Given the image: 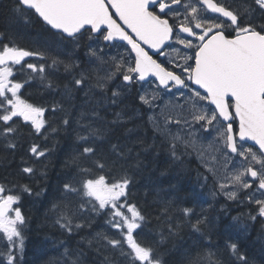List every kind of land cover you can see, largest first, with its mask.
Instances as JSON below:
<instances>
[{"label":"snow or ice","instance_id":"6c2138e0","mask_svg":"<svg viewBox=\"0 0 264 264\" xmlns=\"http://www.w3.org/2000/svg\"><path fill=\"white\" fill-rule=\"evenodd\" d=\"M13 11L26 23L31 21L33 15L38 17L49 31L55 30L53 34L59 36L61 41L77 48L85 34L89 41L95 40L97 44L102 41L105 46H118L114 42H124L130 48L129 58L110 57L112 69L103 76H95L96 88L104 90L107 81L120 74L123 87L155 77L158 84L154 88L165 89L169 93L175 88L182 97L185 96L182 90L186 89L191 94L187 96V100L191 101L190 109L178 105L179 118L166 117L164 128H160L152 116L149 121L153 122L157 131L171 136L173 157H176L178 143L197 150V133L215 132L216 136L209 141L207 148L201 146L198 155L203 156L204 152L219 153L224 157L226 170L231 159L228 153L241 158L239 167L234 166L232 171H226L222 180L218 181L219 192L232 201L238 200L240 193L244 192L248 202L256 206L255 214L252 211L248 213L249 219L255 221L261 218L264 222V0H251L242 10L225 0H16ZM169 18L174 22H170ZM173 39L189 51L181 57L183 64L170 61L173 68L169 69L158 63L145 46L156 55L165 56L167 53L164 49L171 47L168 42ZM4 40L5 35L0 33V137L9 141L8 148L15 149L14 140L9 139L18 132L14 118H21L36 133H41L48 124L47 109L23 99L21 89L35 76H39L41 81L45 80L49 67L63 63L65 71L71 72L77 65L54 57L51 65L29 63L26 57L44 59L45 54L20 47L10 37L7 42ZM102 53L103 47L88 46L89 57L101 64L108 63ZM131 54H134V63ZM26 69L30 72H26ZM17 71L24 73L27 79L15 80ZM90 78L84 72L79 77L74 76L71 84L65 86L67 95L71 97L74 91L83 89ZM47 86L51 88L52 83L49 82ZM120 94V91H113L112 97H119ZM157 95L158 92L154 91L149 98L144 93L139 100L154 107L153 101ZM202 102L214 107L209 108ZM112 103H116V100L113 99ZM56 111L64 109L54 102L52 112ZM85 115L82 113L77 120L85 131V134L77 133L82 150H77L71 161L79 170V179L64 183V195L79 197L81 209L91 204L92 211L97 214L110 210L106 223L117 230L119 238L101 233L97 236L106 242V246L119 249L130 264H161L155 250L141 244L134 236L146 217L136 203L129 202L132 180L126 170L118 168L119 159L126 158L131 149L124 151L120 145L113 144L111 152L116 159L109 160L103 154L98 155L95 140L101 139L103 133L101 129L92 127L91 123L82 124ZM92 115L98 114L93 112ZM116 118L119 120L121 114L116 113ZM173 122L183 129L192 130L188 132V139L179 133L171 134L167 125ZM62 123L66 128L70 127L71 117L65 115ZM51 130L57 131L56 128ZM247 141L254 142L258 150L244 147ZM29 152L40 159L46 155L47 149L41 150L38 144L33 143ZM89 157H94V168L81 167L79 161ZM212 159L218 160V157L213 156ZM113 170L122 171V174L112 176ZM21 171L32 175L35 170L24 166ZM209 171L215 175L214 168L209 167ZM23 191L32 194V189L27 185L23 186ZM19 201V195L0 184V233L8 241L9 248L5 264H17V250L22 253L24 247L21 226L25 224V217L19 206L14 207ZM173 203L167 202L162 210L165 215ZM53 209L59 212L56 224L61 229L71 234L74 229L83 227L75 222L70 203L62 206L54 204ZM179 211L193 232H203L206 218H197L193 222L192 208L183 207ZM233 220L241 228H247L239 217H233ZM169 234H174L171 224ZM229 248L239 264H249L248 257L240 252L236 243H230ZM65 254L71 255L68 249H65ZM212 256V253L206 257L197 253L196 256H189L186 264H205V260L207 264H219L213 261ZM107 261L105 257V264ZM72 264H80L79 254Z\"/></svg>","mask_w":264,"mask_h":264},{"label":"trees","instance_id":"16d2710c","mask_svg":"<svg viewBox=\"0 0 264 264\" xmlns=\"http://www.w3.org/2000/svg\"><path fill=\"white\" fill-rule=\"evenodd\" d=\"M15 4L16 0H0V33L5 35L4 42L10 37L20 47L45 54L44 59L30 57L29 63L51 65L53 57L74 63L72 54L77 52L74 45L61 41L34 15L26 23L14 13ZM80 71L77 68L65 71L64 64L60 63L47 69L45 80L41 81L39 76L29 80L21 89V96L29 103L47 109L48 124L41 133H36L21 118H14L18 132L9 139L14 140L15 149L8 148L9 141L0 137V184L20 196L17 206L25 217V224L21 226L24 247L22 253L17 250V264H72L77 254L80 264H105V257L108 258L107 264H130L119 249L106 246V242L97 236L101 233L119 238L106 223L108 210L97 214L92 211L91 204L81 209L79 197L63 193L64 183L79 179V170L71 161L77 150H82L77 140L78 132L85 134L77 124L82 113L86 114L82 124L91 123L103 133L101 139L95 140L98 155L116 159L111 152L113 144L120 145L124 151L131 149L126 158L119 159L118 168L126 170L132 180L129 202L136 203L146 217L134 236L141 244L155 250L161 264H186V259L197 253L205 257L212 253L213 261L219 264H239L230 251V243L237 244L240 252L248 257L249 264H264V245L258 241L261 230L258 232L255 225L249 234L228 233L230 223L222 210L223 204L205 198L206 195L196 189L195 179L201 168L194 154L177 144L176 157H173L171 142L164 141L150 126L145 110L139 104L138 93H121L114 98L112 92L117 91L116 88L110 83L104 90L96 88V75L93 74L91 86L74 91L69 97L65 86L71 84L74 76L79 77ZM14 78L22 81L27 76L17 71ZM49 82L51 88L47 86ZM113 99L116 103H112ZM54 102L62 105L64 111L53 113ZM93 112L98 115L93 116ZM116 113L121 114L119 120ZM65 115L72 120L67 128L62 123ZM52 128L57 131L53 132ZM33 143L41 150L47 149L44 157L32 156L29 148ZM92 159L94 157L82 159L80 166L94 168ZM24 166L33 167L34 174L23 173ZM118 174L122 171L113 170L111 173L112 176ZM24 185L32 189V194L23 191ZM168 201L174 203L165 215L162 210ZM65 203H70L75 222L83 225L71 234L56 224L59 212L53 209L54 204L62 206ZM183 207L193 209V222L197 218H206L202 233L193 232L179 211ZM232 207L241 212L245 221H250L246 207ZM169 224L174 234H169ZM65 249L71 255H66Z\"/></svg>","mask_w":264,"mask_h":264},{"label":"rangeland","instance_id":"374dc122","mask_svg":"<svg viewBox=\"0 0 264 264\" xmlns=\"http://www.w3.org/2000/svg\"><path fill=\"white\" fill-rule=\"evenodd\" d=\"M105 51L103 49V55H105ZM106 56V55H105ZM123 56L126 60L129 58V55L127 56V51L124 50L121 47H114L113 50L109 51V56L107 58H104L106 61H108V63H105L102 67H98L101 68L102 70L106 71V73L108 71H110L112 69V64L111 61L109 60L110 57H117L118 59ZM98 61V60H97ZM115 78V77H114ZM114 78L112 80L109 81V83L114 82ZM123 84L119 83L116 86V90H122L123 89ZM120 86V87H118ZM145 92H140L141 94L147 93L149 98H151L152 94L154 91L158 92L157 98L153 101V105L154 107H149L148 105H145L146 108V113H147V118L149 120V117L152 116L154 118V120L156 122L159 123L160 128H164L165 127V118L168 116L173 117V119L175 120L178 117V113L180 112V108L177 107L178 105H182L185 107V109H190L191 106V101H188L186 99L185 96H173V95H169V94H163L161 93V91L157 90L154 87H147L144 90ZM203 103V102H202ZM206 106V105H205ZM208 107V106H207ZM150 122V121H149ZM150 126L153 128V130L155 131V133L160 136L164 141L167 142H171V136L167 135V134H162L160 131H157L154 127L153 122H150ZM169 131L171 132L172 135H176V134H180L182 135L185 139H188V132L192 131L191 129H183L181 125H177L176 123H170L167 125ZM198 128V126H197ZM216 136L215 132L212 133H203L198 132L197 136L195 137V139L197 140V145H196V149L197 150H193V148L189 147L188 149H190V151H192V153L195 156L196 161L198 162V164L201 166V171L200 174L197 175L196 179H195V183H196V189L198 191L203 192L206 197L208 199H211L213 201H219L221 202L222 205V210L224 211V214L226 216H230L231 211L229 210V206L228 203L226 202H233L232 200H228L222 193L219 192V188H218V181L222 180L223 176L225 175L226 171L230 172L233 170V167H239L237 160H234L233 158L230 159L229 164H228V169L226 170L224 168V157L221 156L219 153H215V152H204L203 156L198 155V152L201 149V146H203V148H207V145L209 143V141H212L213 138ZM179 145L185 147L183 145V143H178ZM222 146V144H221ZM226 151V150H225ZM216 156L218 157V160H213L212 157ZM233 162H237V163H233ZM209 167L214 168L216 170L215 175H213V172L209 171ZM207 178V179H205ZM213 193H216V195L214 196ZM237 201V200H236ZM17 205H14V207H16ZM110 210H108L107 212H109ZM14 215V213H13ZM109 215V214H108ZM233 217H238V216H233ZM233 217H230V221H229V226L227 227V231L230 234H235L237 232H249L251 230V225L246 223L243 219H241L240 217V221L243 224L247 225V228H241L240 225L233 220ZM115 232H117V230L114 229ZM263 245H264V237L262 235H260V237L258 238ZM127 250V246H124ZM0 248L1 249H5L6 253H8L9 248H8V241L3 237V234L0 233ZM2 254V250H0V258H3L4 256H1ZM6 260H0V264H5Z\"/></svg>","mask_w":264,"mask_h":264},{"label":"flooded vegetation","instance_id":"af4514ba","mask_svg":"<svg viewBox=\"0 0 264 264\" xmlns=\"http://www.w3.org/2000/svg\"><path fill=\"white\" fill-rule=\"evenodd\" d=\"M187 2V0H186ZM226 3H229L231 4L234 8H239V9H243L244 7H246L248 4L251 3V0H225ZM182 10V8H181ZM182 18V17H181ZM170 19V22H174ZM259 22V21H257ZM178 31V29H177ZM181 35H184V34H181ZM171 47H166L164 49V51L167 53V55L165 56H159V55H156L154 52H149L150 54L153 55V58L157 60L158 63H161L163 66L169 68V69H172L173 68V63H176V64H183V60L181 59V57L188 53L189 50L187 49H184L182 45H179L177 43H175V39H173L172 41H169L168 42ZM118 46H105L104 45V42H100V44H97V42L95 40H92V41H89L87 39V34H85V37L81 40L80 42V46L76 48V53L75 54H72V58H73V62L74 64H76L77 66L75 68L77 69H81L80 73L81 72H84L86 73L89 77H91L88 81H87V84L86 86H91L90 84L93 83V74L94 75H105L106 74V71L102 70L101 68H98V67H102L104 64H101L99 61H97L95 58H92V57H89L87 55V52H88V46H92L93 48H100V47H103L105 51V55L104 58H107L109 56V51L113 50L114 47H121L124 49V46L123 45H120V44H117V43H114ZM172 49H178L179 51L178 52H173ZM126 50V49H124ZM127 51V50H126ZM103 54V53H102ZM129 55L128 51H127V56ZM172 61V62H170ZM132 62L134 63V60L132 58ZM86 69V70H85ZM176 71H179V69H176ZM79 73V75H80ZM78 75V76H79ZM95 79V78H94ZM114 82H111L110 84L116 88L115 85H118L119 83H122L124 84L123 82V79H122V76L120 74H117L113 80ZM109 85V81H107L106 83V86ZM154 85H157V82L154 81V80H149L147 82H135L133 83L130 87H123L122 90H117V91H120V93H127V92H132V91H136L138 93V96H140V92H145V88L147 87H154ZM123 86V85H122ZM194 88V86H192ZM157 90L161 91V93L163 94H169V95H180L179 92L176 91L175 88L172 89V92L169 93L167 92V90L165 89H158L156 88ZM185 92V97L187 99V96L191 95L190 93L187 92V90H182ZM203 92V91H201ZM206 106H208L209 108H211L210 105H207V102H203ZM139 104L144 108V110L146 109L145 108V105L139 101ZM237 128V131H238V125L236 126ZM238 139V137H237ZM244 147H253V150L254 151H257L258 150V147L252 145V144H249L247 142L244 143ZM227 151V150H226ZM228 156L230 158H233L234 160H237V162H240L241 161V158L238 157V156H235L234 154H231V153H228ZM239 165V163H238ZM258 195V194H257ZM232 205H235V204H238L239 207L243 206L244 208L246 207V212L247 214L252 211L253 214H255V204H251L248 202V200L246 199V196H245V193L244 192H241L240 193V196H239V199L237 201H233V202H230ZM229 210L231 211V214L230 216L228 217V220H230V217H233V216H238L240 217L241 219L242 218V214L240 211H237L235 210V207H229ZM244 220V219H243ZM245 221V220H244ZM246 223L250 224L251 225V230L250 232H252V229L255 225H257V231L259 232V230H261V235L264 237V222H262V219L261 218H257V220L255 221H252L250 219V221H245ZM245 233V232H243ZM5 258H0V260H4Z\"/></svg>","mask_w":264,"mask_h":264},{"label":"water","instance_id":"95a60500","mask_svg":"<svg viewBox=\"0 0 264 264\" xmlns=\"http://www.w3.org/2000/svg\"><path fill=\"white\" fill-rule=\"evenodd\" d=\"M38 18V17H37ZM39 19V18H38ZM40 20V19H39ZM42 23H43V21L42 20H40ZM44 24V23H43ZM55 30H52V32H54ZM114 43H120V44H123L125 47H127L128 48V46L124 43V42H122V41H116V42H114ZM145 48H146V50H148L149 52L151 51V52H153V50H151V49H147V47L145 46ZM129 49V51H130V48H128ZM132 56H133V58H134V54H132ZM154 80V81H156L155 80V77H149V78H147V81H149V80ZM146 82V81H145ZM157 83H158V81H156ZM195 87V86H194ZM201 91H203V90H201ZM212 107H214V106H212ZM247 143H249V144H252V145H254V142H252V141H247ZM254 146H256V145H254ZM256 147H258V146H256Z\"/></svg>","mask_w":264,"mask_h":264}]
</instances>
